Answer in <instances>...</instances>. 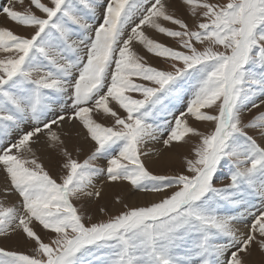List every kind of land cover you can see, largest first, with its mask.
<instances>
[{"label":"snow or ice","instance_id":"6c2138e0","mask_svg":"<svg viewBox=\"0 0 264 264\" xmlns=\"http://www.w3.org/2000/svg\"><path fill=\"white\" fill-rule=\"evenodd\" d=\"M179 4L187 18L174 0L0 8L32 30L0 26V170L3 195L20 198L19 207L0 201V237L35 245L31 254L0 247V264H252L254 253L264 264V146L247 131L264 139V0ZM253 109L262 110L245 122ZM189 116L214 127L199 131ZM66 124L93 144L83 161L67 146ZM39 144L61 158L57 177ZM165 153L183 167L150 170L146 160ZM124 182L158 198L117 196L115 211L98 203L106 184ZM91 203L100 217L86 211ZM37 224L54 234L48 242Z\"/></svg>","mask_w":264,"mask_h":264},{"label":"rangeland","instance_id":"374dc122","mask_svg":"<svg viewBox=\"0 0 264 264\" xmlns=\"http://www.w3.org/2000/svg\"><path fill=\"white\" fill-rule=\"evenodd\" d=\"M42 2L49 3V0H42ZM212 2L226 3L227 0H212ZM8 3H9V0H0V8H2V6H7ZM30 3H31V0H23V4L19 3L18 0H11L12 6L14 8H16L17 10H23L24 8L28 7L30 5ZM174 3L176 4L177 8L180 10V14H185L183 7L179 4V0H174ZM33 11H36L37 14H40L39 11L36 10L34 7H33ZM185 16H186V14H185ZM5 17H6V15L2 13V10H0V26L10 27L12 30H14L18 34L28 35L31 33L32 30L30 28L20 26L16 23L12 22L7 17L6 18ZM186 18H187V16H186ZM191 22L192 21L189 20V23H191ZM145 30L149 33V35L153 36L154 38L161 40L162 42H165L169 45H172L175 43V41L172 38H168V37L164 36L163 34H158L155 30H150L147 28ZM73 38L75 39V37H73ZM135 47L137 48L138 51H140V53L142 55H144L147 59H149L153 64H162L161 60H159L158 58L147 53V51L145 49H143L142 47H140L138 44H136ZM257 102H259V101H257ZM181 104H182V102L177 103V108L173 109V111L176 112L177 109H179L181 107ZM261 110L262 109H253L252 112H246L242 116V119L245 122H247L251 118V116L255 115L257 112H259ZM95 118L98 121L103 122L105 124H111V118L107 117L104 114H96ZM188 122H189L190 126L196 127L199 131H203V132H209L214 127V125L211 122H197L195 120V118H193L191 116L188 117ZM77 127H79V125H76L75 127L72 128L71 126L66 124L64 131L69 130L68 131L69 133L65 132L67 134L65 138H66V143L67 142H71V143L83 142L84 143L83 149H75L72 151L74 158H77L80 161H83L90 154V152L93 148V144L90 140H88L84 137L85 136L84 130L81 129L80 127L79 128H77ZM247 131L249 132L250 135L255 136L256 139L258 140V142L262 146H264V139H262L259 135H257V132L255 130L247 129ZM77 133H79V135H77ZM15 135H16V133L14 132L13 138L15 137ZM85 141L91 145L87 147L85 145ZM194 142H196L195 138H193L189 144L184 145L183 147L179 148L178 153L179 154H189L191 144ZM41 145H44V144L36 145V147L38 148ZM77 148H78V146H77ZM40 149H42V148H40ZM69 150H72V149L69 148ZM157 150L158 151L160 150L159 146H157ZM38 154L40 155L41 159L45 163V166L49 169L50 173L54 176V178L57 177L61 171V168H60L61 158L55 152L50 151L47 147H45L43 149V151L41 150ZM49 154L55 156V159H54L55 162L53 164L51 161L47 160L48 158H43L45 156L49 157ZM168 154H171V153H168ZM179 154L172 153L171 157H173L174 160H171V161H168L164 164H161V167H164L162 169L155 166L154 163L146 162V165L149 167L150 170H152L156 173L173 174L177 170H179L183 167ZM98 163L103 164L104 161L101 160V161H98ZM1 176L4 179V189H5V186L7 185V179L5 177V173L2 170H0V177ZM100 179L103 180L104 178L100 177L99 180L97 181V183L100 182ZM223 182L228 183L229 181L227 178H224ZM116 186H117V188L119 187L117 190L115 189ZM130 188H131L130 184H118V183L106 184L105 188H104V198L102 200H100L98 203L100 205L107 204L113 209V211H115L116 208L119 207V205L114 202L115 197L119 196L122 200L127 199L133 204L135 197H134L132 191L130 190ZM108 193H110V195H109L110 198L106 195ZM12 195L15 196V199L13 197L7 203L4 201L3 202L4 205L5 206L16 205L17 207H19L20 198L16 194H12ZM254 203L257 206H259V201H254ZM86 211L88 212V214H91L94 219L97 217H100V215H101L97 211V205L95 203L87 204L86 205ZM36 230H37L38 234L41 235L42 238L45 239V242H48L49 237L54 236V234L50 230H44L42 228V226H40L38 224L36 225ZM7 238L0 237V247H5L6 249H9V250L24 251L27 254H31L33 248L35 247V245L31 241H26L23 238L22 234H17L15 236H9ZM259 257H261L260 253H254V255L250 258V260L252 261V264H259V261L261 260V258H259Z\"/></svg>","mask_w":264,"mask_h":264},{"label":"bare ground","instance_id":"6f19581e","mask_svg":"<svg viewBox=\"0 0 264 264\" xmlns=\"http://www.w3.org/2000/svg\"><path fill=\"white\" fill-rule=\"evenodd\" d=\"M6 18V17H5ZM69 128V127H68ZM73 128V127H72ZM77 128H79V127H77ZM70 129V128H69ZM80 130V129H79ZM69 131V130H68ZM67 130L65 131V132H68ZM74 131V130H73ZM71 132V131H70ZM82 132V131H81ZM69 133V132H68ZM83 134V133H82ZM85 137V136H84ZM85 145L88 147V146H90L91 144H89V143H87L86 141H85ZM45 145H41L40 147H38L39 149L40 148H42V149H40V151L42 150L43 151V149L45 148L44 147ZM67 146H68V148H71L72 150H70V151H73V150H75V149H83V147H84V143L83 142H77V143H71V142H67ZM77 146H78V148H77ZM39 151V152H40ZM172 154V153H171ZM171 154H168V153H165L163 156H155V155H153L152 157H150L148 160H146V162H150V163H154V165L155 166H157V167H159V168H164V167H161V164H164V163H166V162H168V161H171V160H174V158L173 157H171ZM43 158H48L47 160H49V161H51L52 162V164L55 162V156L54 155H50L49 154V157L48 156H45V157H43ZM57 163V162H56ZM101 180V179H100ZM118 184H128L127 182H124V183H118ZM119 188V187H118ZM117 188V186L115 187V189L117 190L118 189ZM112 189V188H111ZM130 190H131V188H130ZM132 191V190H131ZM3 193H4V179H3V177L1 176L0 177V200L1 201H5L6 203L9 201V200H11L13 197H14V199H15V196H13L12 194H10V195H7V196H5V195H3ZM133 193V195H134V197H135V199H134V201H133V204H137V205H145V204H147L149 201H151V200H154V199H157L158 197H156V196H153V195H144V194H141V193H134V192H132ZM108 197H109V195H110V193H108V194H106ZM110 198V197H109ZM17 199V198H16ZM14 203V202H13ZM8 239V238H7ZM259 258H261V257H259Z\"/></svg>","mask_w":264,"mask_h":264}]
</instances>
